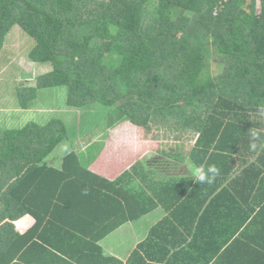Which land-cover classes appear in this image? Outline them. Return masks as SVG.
<instances>
[{"label": "trees", "instance_id": "1", "mask_svg": "<svg viewBox=\"0 0 264 264\" xmlns=\"http://www.w3.org/2000/svg\"><path fill=\"white\" fill-rule=\"evenodd\" d=\"M13 26L33 40L23 53L32 65L24 72L17 67L2 82L8 88L10 79L26 80L0 101L8 124L0 119V264H66L60 228L76 238L72 230L88 233L65 218L92 215L91 200L111 201L100 215L119 219L99 236L161 205L168 216L181 217H165L148 240L165 243L153 231L177 221L190 237L181 231V242L175 237L168 251L190 249L196 264H221L222 258L227 264L233 248L231 264H264V232L237 234L249 218L236 222L244 205L240 190L215 194L234 153L259 149L255 160L264 165V0H0V49ZM55 87L66 88L64 108L79 112L80 122L54 115L12 126L13 108H35L40 92ZM122 122L144 131L189 130L195 138L189 147L184 141L160 152L154 147L162 158L150 152L131 159L111 178L91 166L106 148L95 138ZM61 145L65 153L56 160L52 152ZM187 158L220 169L207 189L199 190L205 184L193 177L168 174L167 160ZM251 167L257 179L263 168L250 164L243 172ZM204 200H222L224 207L199 214ZM200 248L203 254L196 253ZM166 256L160 258L180 263L176 254Z\"/></svg>", "mask_w": 264, "mask_h": 264}, {"label": "crops", "instance_id": "2", "mask_svg": "<svg viewBox=\"0 0 264 264\" xmlns=\"http://www.w3.org/2000/svg\"><path fill=\"white\" fill-rule=\"evenodd\" d=\"M18 68H21L20 70H23V72L24 70L26 71V69H23V67H20V65ZM16 79L19 80V78ZM260 152L262 151L258 149L253 152L248 151L247 153H244V151H238L237 153H234L232 155L233 167L231 168L230 172H228L225 179L219 182L222 184L218 186V188H216L217 190L215 191V194L220 193V196L222 197L221 194L230 193L232 195L233 188H235V191L240 190V195L242 194L241 196L243 198L244 205L241 206L243 211H241V209L235 211L237 220L236 222H238L239 224V221L246 218L247 214L249 215V218H246V222L242 225L239 224V226H241L238 229L237 234L244 229H253V231L259 230L260 232H264V230L261 231L264 225V165L259 160H255L256 156H258ZM238 156H240L241 158H238ZM144 157L145 156H142L140 159H143ZM96 161L97 159L91 162L92 164H95L92 166L94 168L97 164ZM169 161V163H171V166H175L174 168H170V170L167 171L168 174H172L175 176L193 177L192 168L195 165L192 161H190V159L185 160L184 163L171 160ZM183 164L185 165L184 167H182ZM250 164H255L256 168L258 169L263 168L262 172L259 175H256L257 179L255 178L254 174V171L256 170L255 167L248 168L245 173L243 172V169H247L246 166ZM176 166H179L181 172L183 171L181 170V168H183L184 172L176 173ZM101 172H103L102 168ZM101 174L106 176L104 173ZM118 174L119 173H117L116 175ZM241 175L243 176L242 179L240 178ZM236 176H238L237 183H235ZM201 187L204 189L207 187V185H201L199 187V190L201 189ZM223 188H226L227 192L221 193V189ZM215 194H212L210 196V199L213 198ZM204 198H202V200ZM202 200L200 201L203 202ZM90 202L91 204L89 206L91 207V209L89 211H91L92 215H77L76 219H74V217L65 218L70 221L72 220L71 222L73 224L75 223L74 225L83 227L85 230H87L88 233L72 230L73 233H76L81 237L76 238L72 234V232H70V230L68 231L66 230V228H60V248L64 251H60V258L66 259V264H178L177 262L168 263V259L165 258V260L160 258H164L166 255H168L169 258L171 254H176V259L180 262L179 264H196V262L200 261L194 258L195 252L191 251L190 249L187 252H181L183 258L179 257L181 256L180 251L178 253H174L175 250L168 251L167 247L169 244H172V248L174 249V246H176L175 243L178 242L175 237L179 239V235L181 234L180 232L182 231L181 226L177 224V221L174 222L176 226L173 225V227H171L170 225H165V223L164 225L157 226L156 231H153L155 238L166 237L165 243L157 242V240L152 239L148 240L151 230L154 229L156 225L164 223L161 221L164 220L165 217H169L172 221H175L173 219L177 216L181 217L180 214L175 216H168L167 213L169 212L165 210L161 205H158L150 212L143 214L136 219H128L120 222L114 228L99 236V232L103 229V227H106L107 225L114 223L119 219H116L112 216H108L107 218L102 219L100 215L103 212L101 211V207L106 208V212L109 211L108 209L110 207L111 201H108L106 205H103L100 200H91L89 201V203ZM209 203L211 204L209 205ZM222 204H224L222 200H206L202 204V206L199 207L201 208L199 214L205 213L206 208H210L214 213L218 214V211H220L221 208L224 207ZM246 205L247 207H251L253 209L245 207ZM193 211L194 209L190 211L192 215L194 214ZM199 214L198 216H200ZM99 217L101 218L99 219ZM196 222L199 225L198 219H196ZM97 225L98 229L96 230ZM235 225H237V223ZM174 227H177V231L174 230ZM189 227L190 225L188 223V229ZM73 229L75 228L73 227ZM199 229L205 232L208 230H212V227L200 226ZM183 231L184 236H188L187 231ZM219 233H222L220 229H218V234ZM260 236L263 237L264 233L260 234ZM189 237L190 236H188V238ZM179 242H181L180 239ZM205 252L207 251L205 250ZM229 252L230 253H228L226 261L227 264L228 262L231 264L234 258H236L232 255V253L235 252V249L232 248V250ZM196 253L203 254L202 249H196ZM201 257L205 258L204 255H200L198 258L202 259ZM114 259H116L117 261H115ZM62 262L63 261L60 260V264H63ZM255 263L256 262L252 260L250 264ZM209 264H215L214 260L210 261ZM221 264H224L223 258Z\"/></svg>", "mask_w": 264, "mask_h": 264}, {"label": "rangeland", "instance_id": "3", "mask_svg": "<svg viewBox=\"0 0 264 264\" xmlns=\"http://www.w3.org/2000/svg\"><path fill=\"white\" fill-rule=\"evenodd\" d=\"M31 44H33V40L30 39L26 33L17 26H13L7 34L4 45L0 49V101L4 93L15 87V82H18L19 85H22L23 81H26L25 79H19L17 81L10 79L8 88L3 87L2 85V82L5 81L7 77H10L9 75H12V71H15L19 65L20 67H23V69H28V67H31L32 64H30V62H28V60L23 56V53H25ZM5 57H10L12 60L6 63ZM33 69H35V66H33ZM29 74L31 75L32 73L29 72ZM65 89V87L44 89L42 92H40V96L36 99V103H34L35 108H31L29 110H19L13 108L16 114L15 118L12 119V126H22L28 120L44 122L47 118L54 115H57L60 118L63 117L65 119L75 117L76 122H80V118H78L79 112H76V116H74V112L73 114L70 112V110H66L64 108ZM9 105L15 106L14 101L10 100ZM6 110H10V108H6ZM3 115L4 113L0 112L1 123L3 126H8L7 123L2 121ZM92 116L93 115L90 117ZM194 138L195 133L189 130H180L179 128L168 129L162 127H153L150 130L147 129V131H144L142 128L138 129L127 122L118 123L115 127H113V129H109L105 135L101 133L95 138L99 146H103V144L106 145L105 150L101 153V156L96 161L97 164L95 169L100 172L102 168L103 173L106 176L113 177L119 173L120 170L125 167L129 161H131V159L138 160L144 154L146 158H149L148 156L150 152L156 153L157 148L158 152H160V150H167L168 147H175V145L180 141H184L189 147L194 141ZM80 147L82 148L81 151L84 153V144H81ZM148 149L151 151H147ZM63 153L65 152H63L62 145L58 146V148L52 152L56 160H60ZM156 155L161 157V154L159 153H156ZM95 159L96 158H94V160ZM169 162V160L165 162L167 171L170 170V168H174L175 166H171V163ZM93 165L91 164V166ZM184 166L185 165L183 164L182 167ZM175 170L176 173L184 172L183 168H181L183 171H180L179 166H176Z\"/></svg>", "mask_w": 264, "mask_h": 264}, {"label": "clouds", "instance_id": "4", "mask_svg": "<svg viewBox=\"0 0 264 264\" xmlns=\"http://www.w3.org/2000/svg\"><path fill=\"white\" fill-rule=\"evenodd\" d=\"M252 147L255 148V145ZM219 174L220 169L214 164L207 166V168L204 166H193L192 168V176L197 184L211 185Z\"/></svg>", "mask_w": 264, "mask_h": 264}]
</instances>
